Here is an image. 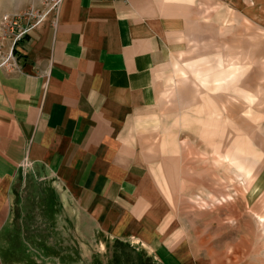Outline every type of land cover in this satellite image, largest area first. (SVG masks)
I'll use <instances>...</instances> for the list:
<instances>
[{
    "label": "crops",
    "instance_id": "1",
    "mask_svg": "<svg viewBox=\"0 0 264 264\" xmlns=\"http://www.w3.org/2000/svg\"><path fill=\"white\" fill-rule=\"evenodd\" d=\"M226 1L248 17L249 0ZM34 2L0 0V22ZM250 3L264 25V0ZM175 4L66 0L0 56V264H199L152 170ZM26 182L49 196L47 234L16 219Z\"/></svg>",
    "mask_w": 264,
    "mask_h": 264
},
{
    "label": "rangeland",
    "instance_id": "2",
    "mask_svg": "<svg viewBox=\"0 0 264 264\" xmlns=\"http://www.w3.org/2000/svg\"><path fill=\"white\" fill-rule=\"evenodd\" d=\"M212 2L220 8L217 13L210 11L207 20L212 23L221 13L226 15V19L223 27L204 23L202 29L205 31L201 33V38L215 39L222 44L239 34L246 42L257 45L255 50L258 57H264V25L256 16L251 0L248 1V17L226 0ZM192 9L193 13L203 12L204 0H196ZM224 28L229 33L220 34ZM166 34L172 60L158 83V96L169 77H174L178 84V69L186 73L196 69L191 67L195 57L193 45L184 43L180 47L175 35ZM179 49H183L185 54L180 53ZM215 64L216 61H212L207 65ZM245 71L241 84L218 92L224 101L229 96L237 99L226 110L222 111L215 103L214 95L209 91L205 93L204 97L210 104L209 116H200L201 122L183 125L185 113L178 106L165 111L158 101V111L168 128V131L165 128L162 132L159 130L156 145L152 148V168L157 167L153 173L155 178L158 176V197L162 203L166 199V203L172 207L168 215L175 220L171 230L178 245L188 241L190 254L195 258V253L199 264H264V223L260 220L262 217L264 221V73L259 65L250 63ZM259 86L262 92L258 93L257 100L244 103L242 92H257ZM178 92L182 95L189 90L179 87ZM213 103L216 107H213ZM162 146L163 151L159 150ZM241 149L246 153L238 155ZM225 154H229L231 160L239 159L240 164L253 171L256 178L251 182L244 175L246 172L238 170L234 162L225 160ZM165 161L173 173V190L164 187L162 178L165 173L159 174L160 169L157 172L159 165ZM258 182L262 188L255 190ZM37 185L23 183L19 196L21 208L15 215L26 234L49 233L46 228L48 217L44 216L48 213L42 211L41 203L50 199H44V196H49L38 191L40 187ZM210 194L219 198L230 195L233 200L211 207L208 200ZM204 200L208 202V207L204 206ZM61 234H68L67 227L62 228Z\"/></svg>",
    "mask_w": 264,
    "mask_h": 264
},
{
    "label": "bare ground",
    "instance_id": "3",
    "mask_svg": "<svg viewBox=\"0 0 264 264\" xmlns=\"http://www.w3.org/2000/svg\"><path fill=\"white\" fill-rule=\"evenodd\" d=\"M174 1H176V4L173 5V8L166 19V33L171 36L175 35L176 43L180 47H182L184 43L193 45L192 50L195 54V57L192 59L193 61L191 63V67H195L196 69L192 70L191 73H186L185 70L178 69L177 71L180 76L178 84H176L174 77H169L167 80H165V86L163 85V88L160 90L158 101L162 104V107L165 111L178 106L179 109L185 113L182 117L183 125H187L193 124L195 122H201V119H199L200 116H209L210 104L204 97L207 91H209L211 95H214L216 98L215 103L219 105L222 111L226 110L228 108L227 106L237 102V99L232 96H229L224 101L222 94H219L218 92L229 90L230 88L241 84L240 81L243 79L246 73L245 68H247L249 63L251 65H259L262 73H264V57H258L255 50L257 45H255L253 42H246L242 35L239 34H237L233 40L224 42L222 44H218L215 39L205 40L201 38V33L205 31L202 29L204 23H207L208 26L212 27L215 25L223 27L226 19V15L221 13L216 18H214L212 23L210 20H207V14L210 11L217 13L220 8L217 4L213 3L212 0H204L203 12L199 13H193L192 9V5L196 0ZM227 31L229 30L225 28L221 29L220 34H223ZM179 50L180 53L183 55L185 54L183 49ZM188 54L189 52L186 53V55ZM212 61H216V64L207 65L211 64ZM200 66L203 67L200 68ZM224 70L226 72H224ZM161 87L162 85L160 88ZM179 87L188 89L189 92L180 95L178 92ZM244 91L242 92L244 95L243 99L245 100L244 103H252L253 101L257 100L258 93L262 92V87L259 86L257 92L253 93L248 92V90L245 92ZM216 104H214L213 107H216ZM213 113L214 112H212V114ZM160 148L161 149L159 150H162L164 147L162 146ZM239 153H246V150L244 151L241 149L239 152H237L238 155ZM150 154H152V152H150ZM224 158L225 160L234 162L237 165L238 170L246 172L244 175L247 178H250L251 182L256 178V176L254 177L253 171H248V169L240 164L241 162L239 159L231 160L229 154H225ZM167 162H170L169 159H167ZM167 162L165 161L163 164L159 165L157 172L160 169L159 174L165 173L164 177L162 178L164 181V187L166 189L173 190V173L170 171L171 168H169ZM154 169L156 171L157 167L152 168L153 172ZM157 177L158 176L156 175V183L158 184ZM160 186L161 185L159 184V187ZM254 188L255 190L259 188L261 189V183L258 182ZM166 193L168 192L166 191ZM208 200L211 201L209 204H211L212 207L214 205L228 203L233 200V197L228 195L219 198L214 194H210ZM204 201V206L208 207V202L206 200ZM260 220L264 223L262 217H260Z\"/></svg>",
    "mask_w": 264,
    "mask_h": 264
},
{
    "label": "built area",
    "instance_id": "4",
    "mask_svg": "<svg viewBox=\"0 0 264 264\" xmlns=\"http://www.w3.org/2000/svg\"><path fill=\"white\" fill-rule=\"evenodd\" d=\"M27 9L13 14L5 15L0 22V40L5 42L11 40V50L5 54L1 45L0 56L2 57V65L10 63L13 56L14 48L23 41L27 35L37 30L50 15H55L65 4L66 0H34ZM15 67V66H14Z\"/></svg>",
    "mask_w": 264,
    "mask_h": 264
}]
</instances>
